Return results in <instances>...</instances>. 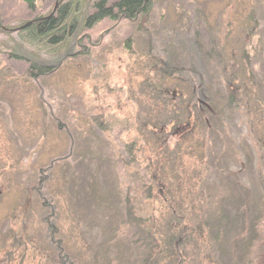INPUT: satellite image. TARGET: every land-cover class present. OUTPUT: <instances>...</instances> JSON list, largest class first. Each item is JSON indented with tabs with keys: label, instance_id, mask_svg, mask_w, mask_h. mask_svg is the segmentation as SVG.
Listing matches in <instances>:
<instances>
[{
	"label": "rangeland",
	"instance_id": "obj_1",
	"mask_svg": "<svg viewBox=\"0 0 264 264\" xmlns=\"http://www.w3.org/2000/svg\"><path fill=\"white\" fill-rule=\"evenodd\" d=\"M60 1L36 0L31 12L23 0H0V264H136L144 245L131 205L136 215L154 220L158 240L171 234L151 180L157 175L154 138L139 130L155 104L162 121L176 116L168 110L169 95L154 90L158 85L195 105L207 103L216 115L205 113L207 126L192 118L205 143L202 155L189 148L184 157L188 186H180L181 167L166 164L177 172L175 204L192 220L213 184L226 186L219 201L229 215L227 229L215 240L203 235L206 246L194 234L179 246L181 264H264V243L256 238L264 232V153L249 143L252 133L264 136V0H152L150 12L135 21L103 19L83 27L71 50L76 55L32 79L29 62L10 53L19 45L30 58L52 61L64 53V46L32 41L22 27L54 14ZM229 94L238 108L229 106ZM256 113L261 122H249ZM167 131L164 156L180 155ZM41 168L38 192L54 207L50 219L67 251L63 262L42 220L50 208L34 190ZM199 188L204 198L196 195ZM244 226L255 231L245 233ZM176 258L164 262L176 264Z\"/></svg>",
	"mask_w": 264,
	"mask_h": 264
},
{
	"label": "trees",
	"instance_id": "obj_2",
	"mask_svg": "<svg viewBox=\"0 0 264 264\" xmlns=\"http://www.w3.org/2000/svg\"><path fill=\"white\" fill-rule=\"evenodd\" d=\"M23 1L31 12L35 11L36 0ZM89 6L92 8L90 13L87 11ZM151 8L152 0H61L58 7H56L54 14L46 18H35L29 25L25 26L24 29L27 31L32 41H35L37 44H41L43 46L56 48L57 50L64 46V53L53 57L52 61L42 60L38 57L36 58L32 56L30 58L28 53V55H24L25 51L22 49L21 45H19L11 51V57L26 59L29 62L28 74L32 79L46 76L57 68L64 56L70 57L76 55V53H72L71 50L74 44H76V36L83 27L89 28L103 19H109L114 22L121 19L135 21L139 16L150 12ZM1 30L2 26L0 21V32H2ZM79 42L80 41H78V43ZM245 58L246 64L244 69L249 72L246 80L249 82L248 86L253 87L257 84V81L254 79V75L250 73L251 64L250 62L248 63L249 57L246 55ZM249 64L250 68L248 67ZM176 71L177 73H183V68H179ZM165 75L167 74H164V76ZM171 77H173V75H171ZM154 90L160 92L161 94L165 92L169 95V102L171 105L167 104L168 110L174 112V115L176 116H173L167 122L162 121L158 117V115H160V110L157 105L159 106V104H155V108H151L153 113L152 117L149 118L147 122L145 121L140 124L139 130L145 135L148 133L151 134L152 140L154 138L153 143L155 145L154 154L156 155V161L152 165L155 167L157 175L155 176L152 174L151 180L154 181H152L153 185L155 183L159 186L156 193L158 192V195H161V200L165 204L161 214L163 213L162 216L165 215L164 213L169 214L171 220H169L168 226L171 234L167 233L168 235H165V240H158V234L154 231V220H150L149 217L146 218L136 215L135 209L131 205V223H133L137 228L139 237L141 238L140 243L144 245L141 249H138L140 251V256L136 259V264H165L164 261L171 262L175 256L177 257L176 264H181L183 260V257L180 256L181 251L179 249L181 244H187L194 234L198 235L200 239L203 238V235L208 234L211 237H214L215 240L219 237V234L224 233L229 225V215L222 208L219 201L222 196L221 191H225V185H222V183L213 184L214 191L212 193L208 192L207 200L204 201L203 199L200 203L198 201L199 211L196 210L194 218L190 220L186 217L187 215L183 212V210L178 208L177 204L173 201L174 197L171 195V189L174 188V177H172V174L174 171L176 172V170L174 169L173 171L171 169L170 172L166 170V164L168 161L174 168L176 167L174 165L177 164L181 167L180 174L181 178H183V183H180V186L181 184L182 186L184 184H186V186L189 185V183L187 184V182H189L187 179L190 177H188L187 173L184 171V167L187 166V159H184V157L186 158L188 157L187 154H190L188 153L189 148H193L195 151L200 149L202 155V148L205 143V138L202 137L200 133L196 132V121L192 118L195 117V115L199 116L202 124L207 126L204 119L205 113L211 117H215L216 115L207 103H204V106L195 105V100L191 98L183 99L184 97L181 93L176 90L167 89L161 85L156 86ZM194 92L195 91L192 93ZM172 96H176L177 99L174 100ZM258 100L259 99L256 97L255 101ZM176 101H178V104L181 105H175ZM238 105L239 104L235 100V97L232 94H229V106L238 108ZM256 114L257 115L254 117L252 115L251 117H248V121L253 123L255 122L256 124H258V122L260 123L261 118H256L258 113ZM180 117L185 118V124H181L182 119ZM252 118H256L255 121L251 120ZM168 127L171 129L170 135L176 136L173 141L175 142L174 149L181 151L180 155H168V157L164 156V149H168V146L170 145L167 143L164 144V139L161 138V136L168 135ZM256 127L260 126L256 125ZM197 135H200L201 137H197ZM252 135L253 136L249 140L251 148H254V152H262L263 154L264 136H258L254 133H252ZM201 155H199L198 158H200ZM169 157L171 160H169ZM173 159L177 161H173ZM43 171L44 169H39L38 181L34 190L37 192L38 197L42 199L41 205L50 208V214L42 217V220L46 224L49 235L48 238L56 245L54 246V249L60 257L59 261L63 262L67 251L66 249L64 250V247H62L63 242L61 238L56 237L59 232V228L54 221L50 219V215L54 212V207L44 198L42 193L38 192V189L40 188L39 186L43 184L45 179ZM260 183L262 185V198L264 199V176L260 179ZM149 187H147L146 191L148 193V197L153 194L151 186ZM161 187H163L166 191H163ZM196 195L199 198H204L203 189L199 188L198 191L196 190ZM262 206L264 210V203ZM248 226L243 227L245 233L252 228L255 231V227L252 226L248 228ZM263 236L264 232L261 234L257 233V237L255 236L261 240L260 242L262 245L264 243V241H262ZM249 238L252 239L253 235L249 236ZM209 242L203 238L201 243L206 246ZM232 248L234 249V247ZM162 256L164 257V260Z\"/></svg>",
	"mask_w": 264,
	"mask_h": 264
},
{
	"label": "water",
	"instance_id": "obj_3",
	"mask_svg": "<svg viewBox=\"0 0 264 264\" xmlns=\"http://www.w3.org/2000/svg\"><path fill=\"white\" fill-rule=\"evenodd\" d=\"M30 23L28 22L27 24H25V25H23L22 27H25V26H27V25H29Z\"/></svg>",
	"mask_w": 264,
	"mask_h": 264
}]
</instances>
